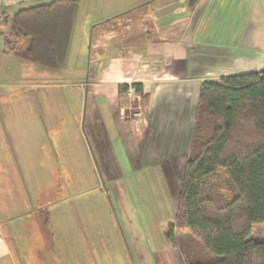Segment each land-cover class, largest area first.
<instances>
[{"label": "crops", "instance_id": "crops-1", "mask_svg": "<svg viewBox=\"0 0 264 264\" xmlns=\"http://www.w3.org/2000/svg\"><path fill=\"white\" fill-rule=\"evenodd\" d=\"M26 1L10 5L5 15L10 17L16 6ZM81 13L87 21L79 25L83 32L92 22L99 24L120 16L99 26L96 37L91 35L99 63L89 72L92 88L85 85L86 102L78 106L77 126L74 121L60 125L68 123L71 111L69 104L62 107L54 103L53 85H22L19 93L10 88L24 73L37 78L59 68L39 67L23 54L1 47L0 172L6 169L9 174L17 171L27 175L35 196L41 189L38 175L52 172V162L42 163L41 159H53L59 151L64 154L72 129L79 130L77 139L92 174L97 165L108 175L120 172L124 165L119 162L120 149L126 150L124 158L132 160L131 168L144 171L160 159L189 152L204 80L218 81L223 76L264 69V0H198L194 5L191 0H80L68 54ZM58 71L67 73L62 68ZM133 82H141L149 94L146 105L136 100L134 113L133 102L129 104L127 93L119 90L121 84ZM117 139L119 150L114 146ZM4 188L0 186V190ZM153 188L154 184L145 185L149 193ZM19 193H0V264H46L42 257L36 262L37 257L30 256L32 245L23 248L21 237L26 233L32 240L36 220L28 197ZM80 208L83 212V205ZM80 215L79 222L85 228ZM25 218L29 220L25 222ZM66 235L72 245H66L65 251L72 256L70 249L79 245L74 236L80 235ZM72 253L89 255L79 248ZM66 257H57V264H64Z\"/></svg>", "mask_w": 264, "mask_h": 264}, {"label": "rangeland", "instance_id": "rangeland-1", "mask_svg": "<svg viewBox=\"0 0 264 264\" xmlns=\"http://www.w3.org/2000/svg\"><path fill=\"white\" fill-rule=\"evenodd\" d=\"M40 1L48 0L34 2L27 0L16 6V9ZM5 16L0 24V31L9 32L10 18L5 20ZM83 17L84 14L81 13L78 27L73 33L68 58L65 65L59 68L66 70L67 73L60 74L58 69L52 71L53 76L46 72L37 78H30L24 73L23 77L10 87L14 93L16 91L19 93L22 85L51 86L49 88L53 85L56 94L54 103L62 107L69 104L71 111L69 119H66L68 123H60L61 126L71 124L73 121L76 126L78 125L80 121L78 106L86 102L85 85L87 84L89 89L92 88L93 80L89 72L98 66L93 44L91 46V35L93 33L96 37L99 26L106 23L92 22L83 32L79 27L84 21ZM84 24H87V21H84ZM30 63L46 68L33 61ZM19 66L22 67L20 63ZM130 98L132 99H128L129 104L133 102L134 113L138 108V101L132 96ZM139 103L142 106L141 100ZM72 130L74 132L71 131L69 134L71 138L69 143H66L64 154L60 155L59 151L58 154H53V159L47 157L41 159L42 163L46 160L52 162V172L50 174L49 170L47 175H38L37 184L41 189L36 196L30 188L27 175L17 171L14 175L9 174L6 169H3L4 173L0 172V186H5L0 193L11 194L19 190L20 196L25 194L33 207L36 222L32 223V240L23 233L21 241L25 249L33 246L30 256L35 255L36 262L42 257L46 264H57V257L60 259L68 256L65 246L72 244L66 239L67 232L79 233L80 238L74 236L76 238L74 240L79 243L76 249H85L89 255L76 256L72 253L76 249H70L72 256L66 257L64 264H186L214 260V256L206 251L201 242L189 231L177 232L178 246H173L165 235L170 221L176 218L177 198L188 152L160 159L157 165L151 164L149 169L139 171L135 166L131 168L132 160L123 157L126 150L121 151V142L117 139L118 146L117 144L114 146L120 149L119 162L124 164L123 169L116 174L108 175L105 174V170L98 168L96 163L97 168L94 170L96 173L92 174L77 139L79 136L76 134L79 130L75 128ZM87 144L90 148L88 140ZM66 150L69 153L66 154ZM131 171L132 176L129 174ZM146 184H154V191L147 192ZM7 190L8 192H5ZM43 202L45 204L41 206ZM80 204L83 205V212ZM78 215L85 221V228L81 226ZM26 220L25 218V222L29 219ZM35 230L38 234L34 232ZM251 235L254 239L264 240V223H255Z\"/></svg>", "mask_w": 264, "mask_h": 264}, {"label": "trees", "instance_id": "trees-1", "mask_svg": "<svg viewBox=\"0 0 264 264\" xmlns=\"http://www.w3.org/2000/svg\"><path fill=\"white\" fill-rule=\"evenodd\" d=\"M79 1H40L5 16L10 30L0 31V56L4 45L45 67L64 66ZM130 85L146 105L141 82L121 84L120 92ZM255 223H264V69L202 82L176 218L165 235L178 246L177 232L189 231L214 256L186 264H264Z\"/></svg>", "mask_w": 264, "mask_h": 264}, {"label": "built area", "instance_id": "built-area-1", "mask_svg": "<svg viewBox=\"0 0 264 264\" xmlns=\"http://www.w3.org/2000/svg\"><path fill=\"white\" fill-rule=\"evenodd\" d=\"M17 1L18 0H0V24L3 20L4 15H5L6 8L9 7L10 5L14 4ZM127 95L129 96V99H132V98H130L131 96L134 98L140 99L139 94H137L134 87H132L131 85L127 91Z\"/></svg>", "mask_w": 264, "mask_h": 264}]
</instances>
